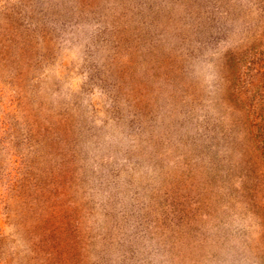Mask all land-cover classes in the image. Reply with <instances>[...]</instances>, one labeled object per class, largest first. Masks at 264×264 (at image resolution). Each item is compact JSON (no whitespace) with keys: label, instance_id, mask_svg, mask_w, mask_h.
<instances>
[{"label":"rangeland","instance_id":"374dc122","mask_svg":"<svg viewBox=\"0 0 264 264\" xmlns=\"http://www.w3.org/2000/svg\"><path fill=\"white\" fill-rule=\"evenodd\" d=\"M0 27V264L37 218L61 264H264V0H0ZM26 146L56 216L16 194Z\"/></svg>","mask_w":264,"mask_h":264},{"label":"trees","instance_id":"16d2710c","mask_svg":"<svg viewBox=\"0 0 264 264\" xmlns=\"http://www.w3.org/2000/svg\"><path fill=\"white\" fill-rule=\"evenodd\" d=\"M31 32L33 36L34 32ZM5 38H14L20 41L22 36L15 34H5ZM52 132L53 130L51 133ZM41 147L43 146L25 147L26 160L24 162L22 161L25 170L19 174L18 179L15 181L17 187L16 194L20 197L21 201L30 206L33 214H38L39 212H42V210H45V212H49L53 216H56L60 211H64L63 208L66 205L64 197H66L67 194L65 190L66 188H60L61 182L56 181L53 168L46 166V170L39 171L38 164L44 157V153L42 152L43 149ZM41 171L45 172L40 174ZM40 176H42L44 179H41ZM9 185L10 188H12L13 183ZM35 220L37 223L36 225L40 224L44 225L45 227L43 226L41 233L37 236V238L31 241L32 245L30 247H25V250H21L20 252L14 251L13 256H22L23 261L28 260L30 264H42L40 257L45 255L46 258L44 261H47L49 264H61L63 261L59 263L61 256H58L61 252V242L56 239V233L58 232L57 229H61V227L57 226V224H44L38 218ZM35 232L36 231H34L31 235H33ZM43 245L45 248L42 247ZM4 248L5 244H2L1 240L0 259L5 253ZM56 256L59 258L53 259Z\"/></svg>","mask_w":264,"mask_h":264}]
</instances>
